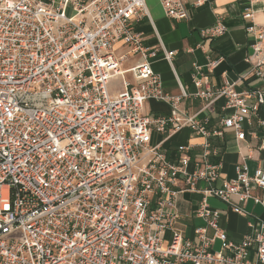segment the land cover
Listing matches in <instances>:
<instances>
[{"label":"built area","instance_id":"built-area-1","mask_svg":"<svg viewBox=\"0 0 264 264\" xmlns=\"http://www.w3.org/2000/svg\"><path fill=\"white\" fill-rule=\"evenodd\" d=\"M147 1L0 0V264H264V220L245 209L250 201L264 209V170L240 163L236 179L218 186L223 165L208 161L213 138L231 130L243 141L253 118L264 127V21L256 20L264 0H249L243 14L254 43L242 81L259 87L238 91L226 76L211 86L195 64L198 91L181 85L179 95L164 91L150 62L160 50L168 62L176 52L146 47L135 30L150 18ZM159 2L166 17L190 18L186 0ZM200 33L215 39L227 28L217 22ZM129 55L140 62L123 70ZM223 61L210 60L208 71ZM116 79L121 90L112 94ZM192 96L201 111L224 100L230 113L220 128L184 107ZM152 100L169 114H145ZM184 129L205 140L198 160L191 144L165 148ZM155 132L167 137L154 143ZM185 192L202 196L195 217L203 225L192 236L178 226ZM212 199L253 218L240 242L220 228Z\"/></svg>","mask_w":264,"mask_h":264},{"label":"crops","instance_id":"crops-1","mask_svg":"<svg viewBox=\"0 0 264 264\" xmlns=\"http://www.w3.org/2000/svg\"><path fill=\"white\" fill-rule=\"evenodd\" d=\"M198 0H186L190 18L188 20L176 21L166 17L159 0H148L147 7L150 18H144L135 30L144 35V45L148 48H159L162 44L166 52L175 51L176 55L171 62L164 58V52L160 50L156 58H150L154 71L159 74L163 81L164 91L171 95L180 94V86L188 88L190 94H195L198 90L194 86V65L201 68L198 78H208L211 86H220L224 76L232 82L237 83L238 91L249 90L259 87L256 82L242 81L243 77L249 73L250 65L246 59L253 54L252 45L254 39L247 34L246 28L249 21L243 18L244 11L250 6L249 0H207L201 6L195 7ZM254 9L259 11L260 5H254ZM257 22L264 21L262 14H257ZM222 23L227 28V33L215 39L204 40L201 30ZM116 53L124 56L128 49L122 44L116 46ZM222 57L224 61L211 73L208 71L210 60ZM140 62L138 55H129L123 62V70H128ZM126 78L134 82L130 74ZM121 80H113L110 85V92L115 94L121 90ZM224 100H220L215 108L208 111H201L204 103L190 97L185 101L184 107L192 114H197L200 119L209 118V127L220 128V120L230 111L223 110ZM170 112V107L164 102L149 101L145 106V114L157 117L166 116ZM259 118L264 119V106L261 107ZM246 139L238 141L233 131H225L222 138L211 140L212 154L208 161L212 164L222 163V177L217 183L221 185L223 181L234 180L237 177L236 166L240 163L248 165L251 174L256 169L264 170V148L261 147L264 140V127L258 123V118H253L250 124L245 125ZM167 137V134H153V141L157 143ZM191 144L193 161L198 160L202 154V145L205 140L196 136L189 129L180 131L166 141L165 148L174 150L178 144ZM215 153V154H214ZM202 196L198 193L185 192L178 197V208L181 214V221L178 226L186 236L193 235V228L203 225V221L195 217L199 202ZM210 205L223 214L219 221V226L225 230L230 240L238 243L249 233V223L253 218L247 219L233 213V211L223 202L210 200ZM245 209L255 217L264 220V209L256 206L250 201ZM168 237V236H167ZM216 251L220 250V244L214 246Z\"/></svg>","mask_w":264,"mask_h":264},{"label":"rangeland","instance_id":"rangeland-1","mask_svg":"<svg viewBox=\"0 0 264 264\" xmlns=\"http://www.w3.org/2000/svg\"><path fill=\"white\" fill-rule=\"evenodd\" d=\"M68 15H73L74 14V11L72 10V8H70L67 12Z\"/></svg>","mask_w":264,"mask_h":264}]
</instances>
